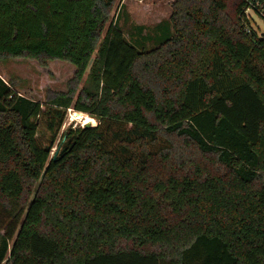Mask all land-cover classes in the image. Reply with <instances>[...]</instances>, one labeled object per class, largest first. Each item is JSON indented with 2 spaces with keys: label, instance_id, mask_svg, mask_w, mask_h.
I'll use <instances>...</instances> for the list:
<instances>
[{
  "label": "trees",
  "instance_id": "16d2710c",
  "mask_svg": "<svg viewBox=\"0 0 264 264\" xmlns=\"http://www.w3.org/2000/svg\"><path fill=\"white\" fill-rule=\"evenodd\" d=\"M115 1L0 0V59L73 71L0 77V264H264V0H173L148 51L101 37ZM70 107L97 123L52 159Z\"/></svg>",
  "mask_w": 264,
  "mask_h": 264
},
{
  "label": "rangeland",
  "instance_id": "374dc122",
  "mask_svg": "<svg viewBox=\"0 0 264 264\" xmlns=\"http://www.w3.org/2000/svg\"><path fill=\"white\" fill-rule=\"evenodd\" d=\"M173 0H116L105 23L101 37L109 24L119 28L125 39L138 50L153 49L162 39L173 34L169 22L171 3ZM262 9L255 11L252 7L244 10L252 30L257 34L264 33ZM72 65L65 61L55 60L47 63L46 68L28 59H0V75L12 83V88L26 97L44 101L49 90H65L66 83L72 75ZM88 69L77 85V91L86 82ZM92 120L90 125L97 123L86 113L68 108L62 126L58 132L50 156L63 139L68 128L82 127L85 122ZM61 146L67 143L64 138Z\"/></svg>",
  "mask_w": 264,
  "mask_h": 264
},
{
  "label": "water",
  "instance_id": "95a60500",
  "mask_svg": "<svg viewBox=\"0 0 264 264\" xmlns=\"http://www.w3.org/2000/svg\"><path fill=\"white\" fill-rule=\"evenodd\" d=\"M83 126L87 127V126H91V125H90V122H85ZM62 142H63V139L61 140L60 144L58 146H56L54 152L52 153V156H51L52 159H55V157L59 151H63V148L61 149V143Z\"/></svg>",
  "mask_w": 264,
  "mask_h": 264
},
{
  "label": "crops",
  "instance_id": "0c3cea01",
  "mask_svg": "<svg viewBox=\"0 0 264 264\" xmlns=\"http://www.w3.org/2000/svg\"><path fill=\"white\" fill-rule=\"evenodd\" d=\"M0 77L4 79V77L2 75H0Z\"/></svg>",
  "mask_w": 264,
  "mask_h": 264
},
{
  "label": "bare ground",
  "instance_id": "6f19581e",
  "mask_svg": "<svg viewBox=\"0 0 264 264\" xmlns=\"http://www.w3.org/2000/svg\"><path fill=\"white\" fill-rule=\"evenodd\" d=\"M87 122H92V120H89V121H87Z\"/></svg>",
  "mask_w": 264,
  "mask_h": 264
}]
</instances>
